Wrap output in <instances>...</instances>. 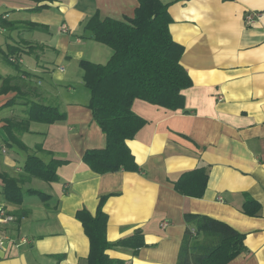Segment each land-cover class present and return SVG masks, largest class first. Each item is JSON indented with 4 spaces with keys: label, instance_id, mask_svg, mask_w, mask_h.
<instances>
[{
    "label": "crops",
    "instance_id": "crops-1",
    "mask_svg": "<svg viewBox=\"0 0 264 264\" xmlns=\"http://www.w3.org/2000/svg\"><path fill=\"white\" fill-rule=\"evenodd\" d=\"M161 1L169 4L171 33L184 46L181 63L192 85L176 111L136 99L134 113L145 124L127 143L141 170L99 174L82 159L86 150L104 148L106 135L88 107L80 61L104 64L113 49L87 37L85 24L95 14L133 17L139 1L0 0V14L14 23L0 27V44L35 47L22 54L26 72L11 66L0 73L21 88L0 95V172L19 178L30 153L69 160L58 167V181L23 182L49 194L46 201L26 195L12 204L0 178V211L14 218L4 223L0 215V264H88L90 240L76 214L83 208L95 214L104 194L108 240L145 235L147 245L136 254L129 247L107 251L125 264H177L186 213L208 215L245 235L244 251L229 264H264V0ZM41 4L48 7L36 9ZM249 12L260 13L252 25L245 22ZM25 54L35 55V64L25 67ZM14 97L17 103L4 105ZM28 100L57 106L66 117L31 122L20 135L29 150L12 145L24 154L11 156L4 120L27 116ZM37 144L44 150L36 151ZM197 167L209 168L204 195L180 194L173 182ZM248 196L260 202L261 216L241 210Z\"/></svg>",
    "mask_w": 264,
    "mask_h": 264
},
{
    "label": "trees",
    "instance_id": "trees-1",
    "mask_svg": "<svg viewBox=\"0 0 264 264\" xmlns=\"http://www.w3.org/2000/svg\"><path fill=\"white\" fill-rule=\"evenodd\" d=\"M138 1L133 17L117 20L95 14L85 24L87 37L113 49L112 56L104 64L87 59L80 61L83 81L90 93L88 107L106 135V146L86 150L82 159L99 174L141 170L127 143L145 124V120L134 113L133 103L136 99L176 111L184 107L183 90L192 85V79L181 63L184 46L176 42L171 33L173 18L169 13V4L161 0ZM47 7L48 4H41L36 9ZM13 25V22L7 21L0 14V27L10 28ZM32 27L48 30V26L40 24H32ZM34 48L28 43L7 44L5 47L0 44V56L15 70L26 72L21 69V57ZM19 88L12 83L11 77L0 75V95ZM14 103H17V97L4 105ZM23 103L27 106V116L5 118L2 128L9 145L28 151L29 147L20 135L30 132L31 122L53 124L65 120L66 114L57 106L38 101L28 100ZM35 149L44 150L42 144H37ZM68 162V159L57 157L45 161L36 153L28 154L23 165L25 173L19 178L0 172L4 199L16 205L22 204L26 195H36L43 201L50 199L51 196L42 190L24 188L23 182L32 177L48 182L58 181V167ZM207 178L209 168L197 167L182 172L173 183L180 194L202 197L207 187ZM108 197L109 194L101 195L95 214L87 208L78 210L76 214L90 240L88 264H125L121 259L112 258L107 251L129 247L136 254L147 245L142 231L114 242L108 240V214L104 211ZM241 210L251 216L262 215L260 202L249 196ZM185 221L187 228L177 264H229L245 249V235L221 220L204 214L186 213Z\"/></svg>",
    "mask_w": 264,
    "mask_h": 264
},
{
    "label": "rangeland",
    "instance_id": "rangeland-1",
    "mask_svg": "<svg viewBox=\"0 0 264 264\" xmlns=\"http://www.w3.org/2000/svg\"><path fill=\"white\" fill-rule=\"evenodd\" d=\"M24 62H25V67H28L29 64L33 63L35 64L36 61V57L35 55H29V54H25L24 55ZM10 65L6 64V62H4L0 56V73H6V71H8L10 69ZM82 85L78 84L77 87L81 88ZM87 88V87H86ZM88 90V89H86ZM88 92V91H87ZM21 117V116H20ZM27 140L28 137H27ZM15 152L19 153V154H24L23 151H20L19 149H17L15 146H9V153L11 156L15 155ZM34 187H38V184L34 183Z\"/></svg>",
    "mask_w": 264,
    "mask_h": 264
},
{
    "label": "built area",
    "instance_id": "built-area-1",
    "mask_svg": "<svg viewBox=\"0 0 264 264\" xmlns=\"http://www.w3.org/2000/svg\"><path fill=\"white\" fill-rule=\"evenodd\" d=\"M259 17H260V13H257V12L247 13L245 16L246 25L254 24L256 20H258ZM0 215H1V221L4 223H7L14 219L11 215H6L3 210L0 211Z\"/></svg>",
    "mask_w": 264,
    "mask_h": 264
}]
</instances>
